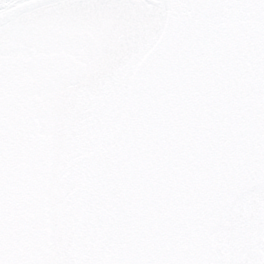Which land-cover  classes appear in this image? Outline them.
Masks as SVG:
<instances>
[{"label": "snow or ice", "instance_id": "obj_1", "mask_svg": "<svg viewBox=\"0 0 264 264\" xmlns=\"http://www.w3.org/2000/svg\"><path fill=\"white\" fill-rule=\"evenodd\" d=\"M0 264H264V0H0Z\"/></svg>", "mask_w": 264, "mask_h": 264}]
</instances>
